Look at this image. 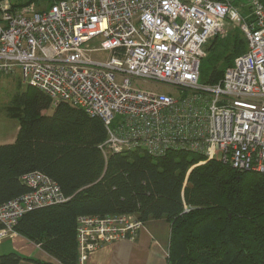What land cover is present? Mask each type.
I'll return each instance as SVG.
<instances>
[{
	"label": "built area",
	"instance_id": "built-area-1",
	"mask_svg": "<svg viewBox=\"0 0 264 264\" xmlns=\"http://www.w3.org/2000/svg\"><path fill=\"white\" fill-rule=\"evenodd\" d=\"M34 1L0 0V74L19 69L23 82L48 96L52 107L68 102L100 119L104 156L184 151L203 157L193 166L215 160L264 175L260 0H57L41 11ZM235 26L245 52L218 83H199L205 47ZM95 52L107 56L95 60ZM134 83L161 84L180 94ZM21 180L29 191L0 206V243L17 235L14 227L25 213L66 201L41 172ZM143 225L132 214L78 216V264L103 245L136 240Z\"/></svg>",
	"mask_w": 264,
	"mask_h": 264
},
{
	"label": "trees",
	"instance_id": "trees-1",
	"mask_svg": "<svg viewBox=\"0 0 264 264\" xmlns=\"http://www.w3.org/2000/svg\"><path fill=\"white\" fill-rule=\"evenodd\" d=\"M226 38L230 49L218 37L206 46L211 63L201 72L208 84L218 83L246 50L239 27ZM5 110L18 118L19 128L12 143L0 145V206L29 191L21 180L27 173L38 171L55 181L66 201L25 213L14 229L60 264L79 263L78 216L114 214L143 222L165 219L168 264H264L263 174L238 172L215 160L193 166L203 157L184 151L104 156L98 148L106 138L100 119L68 102L52 107L48 96L29 86ZM21 260L14 252L0 255V264Z\"/></svg>",
	"mask_w": 264,
	"mask_h": 264
},
{
	"label": "crops",
	"instance_id": "crops-1",
	"mask_svg": "<svg viewBox=\"0 0 264 264\" xmlns=\"http://www.w3.org/2000/svg\"><path fill=\"white\" fill-rule=\"evenodd\" d=\"M16 137V136H15ZM0 142V145L12 143ZM0 243V255L14 252L24 258L19 264H34L28 259L60 264L38 245L17 234ZM170 225L165 219L144 222L136 240L119 241L101 246L88 255L83 264H168Z\"/></svg>",
	"mask_w": 264,
	"mask_h": 264
},
{
	"label": "rangeland",
	"instance_id": "rangeland-1",
	"mask_svg": "<svg viewBox=\"0 0 264 264\" xmlns=\"http://www.w3.org/2000/svg\"><path fill=\"white\" fill-rule=\"evenodd\" d=\"M25 1V0H21ZM44 0H35V5L37 10H44L47 6V2H43ZM227 38L223 39L224 43L228 44L230 49L231 44L226 41ZM224 48V47H223ZM223 48H219L218 51L222 52ZM206 56L209 54L206 51ZM107 56L106 53L103 52H95L91 53V57L95 60L105 59ZM211 56V53H210ZM208 56L205 59L203 58L200 64V71H199V83H206V77L202 74L201 69L202 65L206 62L208 64L211 63V57ZM221 64V62H220ZM134 85L143 90H152L156 92H164L170 93L171 95H179L180 91L175 90L174 88H170L167 86H163L161 84L156 83H134ZM27 84H25L20 76L19 69H15L12 73L4 75L0 74V142H7L6 140H13L17 134L19 128V121L18 118L11 117L6 113V106L10 104L13 99L15 98L17 93L25 91L27 88ZM34 89V88H33ZM6 243V241H3Z\"/></svg>",
	"mask_w": 264,
	"mask_h": 264
}]
</instances>
